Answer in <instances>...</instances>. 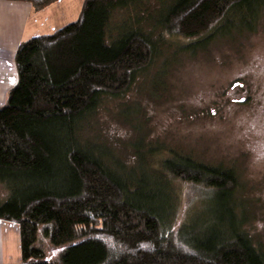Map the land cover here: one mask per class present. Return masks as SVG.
Here are the masks:
<instances>
[{"label": "trees", "instance_id": "obj_1", "mask_svg": "<svg viewBox=\"0 0 264 264\" xmlns=\"http://www.w3.org/2000/svg\"><path fill=\"white\" fill-rule=\"evenodd\" d=\"M5 1L38 12L59 0ZM260 30L264 0H84L77 21L21 43L0 107V222L18 229L21 264H264L232 169L139 136L127 165L87 136L139 81ZM178 186L203 195L193 211Z\"/></svg>", "mask_w": 264, "mask_h": 264}, {"label": "rangeland", "instance_id": "obj_2", "mask_svg": "<svg viewBox=\"0 0 264 264\" xmlns=\"http://www.w3.org/2000/svg\"><path fill=\"white\" fill-rule=\"evenodd\" d=\"M232 44L217 42L206 53L183 56L162 70L153 87L139 81L100 110L87 136L107 144L127 165L139 136L162 156L178 153L232 169L250 204L247 231L264 246V30ZM127 108L133 115L124 117ZM178 194L183 214L196 207L188 198L203 199L183 186ZM205 210L200 206V213Z\"/></svg>", "mask_w": 264, "mask_h": 264}, {"label": "crops", "instance_id": "obj_3", "mask_svg": "<svg viewBox=\"0 0 264 264\" xmlns=\"http://www.w3.org/2000/svg\"><path fill=\"white\" fill-rule=\"evenodd\" d=\"M83 1L59 0L35 12L28 3L0 0V107L17 84L14 58L19 45L73 23ZM0 264H21L18 229L6 222H0Z\"/></svg>", "mask_w": 264, "mask_h": 264}, {"label": "water", "instance_id": "obj_4", "mask_svg": "<svg viewBox=\"0 0 264 264\" xmlns=\"http://www.w3.org/2000/svg\"><path fill=\"white\" fill-rule=\"evenodd\" d=\"M242 102V101H241Z\"/></svg>", "mask_w": 264, "mask_h": 264}]
</instances>
